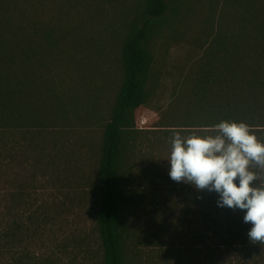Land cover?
<instances>
[{
	"label": "trees",
	"instance_id": "16d2710c",
	"mask_svg": "<svg viewBox=\"0 0 264 264\" xmlns=\"http://www.w3.org/2000/svg\"><path fill=\"white\" fill-rule=\"evenodd\" d=\"M158 42L198 53L181 116L144 130ZM225 119L264 140V0H0V264H264L242 210L169 177L173 133ZM57 189L89 203L95 248L57 236Z\"/></svg>",
	"mask_w": 264,
	"mask_h": 264
},
{
	"label": "clouds",
	"instance_id": "9594fccd",
	"mask_svg": "<svg viewBox=\"0 0 264 264\" xmlns=\"http://www.w3.org/2000/svg\"><path fill=\"white\" fill-rule=\"evenodd\" d=\"M214 127L215 135L173 133L169 177L217 193L219 207L242 210L251 225L249 240L264 244V180L251 167L264 170V140L242 120L225 119Z\"/></svg>",
	"mask_w": 264,
	"mask_h": 264
},
{
	"label": "rangeland",
	"instance_id": "374dc122",
	"mask_svg": "<svg viewBox=\"0 0 264 264\" xmlns=\"http://www.w3.org/2000/svg\"><path fill=\"white\" fill-rule=\"evenodd\" d=\"M154 52L156 55V62L153 65L154 78L152 79L153 94L150 100L143 106H141L136 111V122L137 126L144 130L155 129V126L161 125V117L169 118L181 116V99L176 100V107L173 104L170 106L171 102H174V94L181 91V86L178 85L183 81L184 76H186L189 69L192 68V64H195V59L198 51L184 46L183 44H172V46H167L161 42H158L154 46ZM115 57L116 53H112ZM110 63V65H104ZM96 64V63H95ZM94 64V65H95ZM97 64H100L98 61ZM103 64V69H111L116 72L111 76L112 84L118 83V73L119 65L118 62L107 61ZM112 87H109L110 94L105 100V110L103 112L107 113V106L111 100ZM173 107V109H171ZM82 130L86 131L87 137H91L89 128H84ZM95 133L93 134L95 139L100 138L101 128H93ZM74 136L69 135L67 144L72 145L74 142ZM159 158L163 159V156ZM46 193V194H45ZM44 198L52 199L55 197L58 203V215L56 216V229L57 236L60 238H67V242L71 239H79L81 237L91 238L92 242V228L94 224L93 214L89 207V203L84 200L83 203H77L73 195L68 192L67 189H57L51 192H44ZM72 196V197H70ZM160 222L162 230H165L164 226L170 223V219L174 220L175 231L180 230L178 215L179 212L173 211L169 212L166 207L161 208ZM59 211V212H58ZM153 212V211H152ZM151 212V213H152ZM141 214L142 212H137ZM159 214V212H158ZM174 214V215H171ZM159 216V215H158ZM90 240V239H89ZM177 241V239L175 238ZM177 243V242H176ZM92 247L95 248L96 244L93 241L91 243Z\"/></svg>",
	"mask_w": 264,
	"mask_h": 264
}]
</instances>
